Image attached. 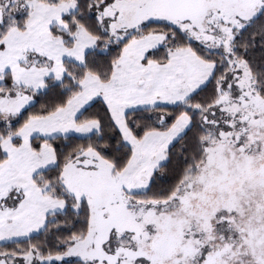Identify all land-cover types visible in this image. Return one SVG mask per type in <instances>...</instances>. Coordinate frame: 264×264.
Masks as SVG:
<instances>
[{
    "label": "snow or ice",
    "instance_id": "6c2138e0",
    "mask_svg": "<svg viewBox=\"0 0 264 264\" xmlns=\"http://www.w3.org/2000/svg\"><path fill=\"white\" fill-rule=\"evenodd\" d=\"M0 264H264V0H0Z\"/></svg>",
    "mask_w": 264,
    "mask_h": 264
}]
</instances>
